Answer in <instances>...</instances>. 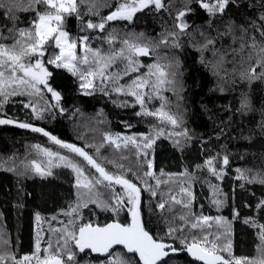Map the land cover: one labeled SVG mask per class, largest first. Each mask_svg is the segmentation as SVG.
I'll return each mask as SVG.
<instances>
[{"label": "trees", "instance_id": "16d2710c", "mask_svg": "<svg viewBox=\"0 0 264 264\" xmlns=\"http://www.w3.org/2000/svg\"><path fill=\"white\" fill-rule=\"evenodd\" d=\"M114 3L115 0H87L86 4L81 5L83 21L91 19L99 22L100 17L107 16L113 10L105 5ZM164 3L165 8L159 11L154 7L144 9L130 22L110 21L104 32L85 29L84 23L76 16L68 17L65 28L70 35L74 38L89 36L88 43L93 48L102 47L105 52L111 49L118 51L123 47V39L141 33L145 40L140 38V42L156 47L150 56L137 58L144 65L139 72L124 75L125 62L117 61L107 72L120 71L122 78L116 84L112 81L101 83L97 79L96 88L88 90L91 94H85L80 87L81 81L66 69L47 65L52 72L49 84L61 94L59 107L48 108L43 118L37 119L31 108L23 107L29 101L26 97L12 96L0 108V118H13L42 127L67 143L85 148L90 155H94L91 147H87L91 144L82 135L83 129L87 127L94 129L95 134L154 135V126L160 125V121L156 117L144 115L140 104L126 94L127 89L124 93H117L114 87L131 84L136 76L148 72L147 65L159 59L170 74H175L169 76L174 83L167 85L162 92L166 101L146 99L145 106L155 111L161 103L167 102L169 110L178 115L180 122L177 127L161 125L165 134L157 138L153 148L148 150L153 171L162 180H167L168 174L187 171L195 196L193 211L196 214L223 217L230 224L227 238L232 242L234 255L259 259L264 242L259 240V229L246 221L254 218L258 223H264V210L257 207L264 200V184L237 179V169L247 175H264V78H259L264 68L257 66L258 57L255 54L249 59L250 48L241 50L242 43H251V36L260 39L255 29L261 24L260 17L264 16V0H230L224 12L215 15L202 8L199 0H164ZM90 5H95L94 11L98 15L85 14ZM43 9L41 5L40 10ZM182 10L186 11L183 20L188 25L184 32L176 27V16ZM4 11L0 9V33L7 37V28L12 27V22L5 19ZM16 15L19 17L18 28L29 27V21L34 17L33 12L17 11ZM172 32L176 33L174 38L169 35ZM108 33L116 36L111 45L107 42ZM162 39H168V44H160ZM209 39L215 43L207 48L202 47ZM4 42L11 43V40ZM174 44L179 46L175 47ZM252 67L256 68L257 78H251L249 69ZM144 91L151 90L146 88ZM43 95L48 100L51 97L46 91ZM48 103L54 105L55 101L50 100ZM82 116H86V120L78 121ZM184 131L187 132L186 136H169V133ZM177 140L179 145L175 143ZM44 143L48 147L67 151L37 133L10 126L0 127V251L14 253L18 258L34 251L37 214L40 220L60 215L75 199L74 178L70 170L53 168L51 176L43 177L24 171V163L37 158L33 146L40 144L44 147ZM224 156L229 159L227 166L222 165ZM134 158L136 164H123L122 170L128 178L143 187V180H137L132 173L142 177L146 166L138 163L136 156ZM210 158H214L217 169L223 167L222 178L217 179L208 171L205 161ZM82 163L95 174L85 162ZM129 168L132 172H127ZM107 170L114 173L110 168ZM161 172L165 175L161 176ZM148 183L155 187L156 181L152 179ZM168 186L177 187L176 184L161 185L156 198L148 191H142V215L149 222L148 227L153 235L180 249V239L187 236L190 241L192 230L186 228L183 233L176 234L177 239L168 237V222L156 213L159 211L166 218L171 215L156 208L163 197L167 199ZM116 189L119 191L117 186ZM148 195L153 198L149 204ZM213 199L223 200V206L217 208L212 203ZM235 212L239 213L238 217ZM81 215L85 220L104 223L111 214L89 205L82 209ZM124 215L122 212L121 218ZM175 223L180 222L177 220ZM220 232H223V228H220ZM78 259L80 264L86 259L93 263L96 261L88 253L80 254ZM168 264L198 263L181 254L170 256Z\"/></svg>", "mask_w": 264, "mask_h": 264}, {"label": "snow or ice", "instance_id": "6c2138e0", "mask_svg": "<svg viewBox=\"0 0 264 264\" xmlns=\"http://www.w3.org/2000/svg\"><path fill=\"white\" fill-rule=\"evenodd\" d=\"M229 2L230 0H214V2L205 3L204 0H199L200 6L211 15L223 13ZM86 3L87 0H27V4L25 0H8L7 3L5 0H0V9L5 10V19L12 22V27L7 28L9 36L5 37L0 33V98H2L0 108L3 107V103L9 101V97L25 95L34 99L24 103L23 107L31 108L37 119H42L43 113L48 108L59 107L61 94L49 84L52 72L47 65L66 69L76 76L81 81L80 87L85 90V94H91L88 90L96 88L97 79L101 83L112 81L116 84L122 78L120 71L111 74L107 72L109 68L117 64V61L125 62L124 75L139 72L140 68L144 67L137 58L150 56L156 46L140 42L142 33L132 34L133 38L123 39L121 41L123 47L118 51L111 49L105 52L90 46L88 43L90 37L87 35L72 37L65 28V21L70 16H76L84 23L85 29H98L104 32L110 21L130 22L138 12L144 9L154 7L159 11L165 8L164 0H115L114 4L105 5L113 10L107 16L100 17L99 22H93L91 19L83 21L81 5ZM41 5L44 6L43 10H40ZM94 8L95 5L88 6L85 14L98 15ZM190 10L187 9V11ZM17 11L34 13V17L29 21V27H16L19 21ZM185 15L186 11L182 10L176 16V27L180 32L188 28L183 20ZM260 20V26L255 29L260 39L257 40L255 35L251 36V43H242L241 50L245 47L250 48L249 59L255 54L258 57L257 66L264 68V16H261ZM169 35L174 38L176 33L172 32ZM9 39L11 43L4 42ZM115 40L116 36L108 33L107 42L111 45ZM214 43V40L209 39L202 47L207 48ZM160 44L167 45L168 39H162ZM147 68L148 72L136 76L131 84L117 85L114 90L117 93H124L127 89L126 94L135 98L144 115L156 117L160 121V125L154 126V135L150 133L137 137L105 133L103 136V142L114 146L118 151L122 148L134 150L138 163L146 166L142 177L132 173L137 180H143V187L128 178L126 172L108 171L85 148L67 143L42 127L13 118H0V125L15 124L19 128L41 133L60 149H65L68 153L82 158V162H86V165L98 174H86L85 167L75 162L70 156L42 147L40 144L34 145L37 158L24 163V171H31L43 177L51 176L54 167L63 166L72 169L76 174V200L62 211V215L67 219L58 221L61 227L51 228L50 225L51 236L45 241L46 247H41L43 237L38 231L33 253L18 258L14 253L0 251V264H80L78 259L80 254L89 252L97 255L94 264H168L171 254L178 251H186L201 264H264V247H261L259 259L235 256L232 251V242L227 238L230 233L229 222L220 216L212 217L202 213L196 214L193 211L195 196L191 191L189 184L191 176L187 171L180 174H168L167 180H162L155 175L153 161L148 159L150 155L148 150L153 148L157 138L165 134L164 127L161 125L170 124L177 127L180 121L178 115L169 110L167 102L161 103L155 111L145 106L146 99L158 98L166 101L162 92L166 90L167 85L174 83L169 76L175 75L170 74L167 66L161 64L159 59L156 63L147 65ZM249 72L252 74L251 78H257L255 67L250 68ZM259 78H264V72L259 74ZM146 88L151 91L145 92ZM101 90L104 89L101 88ZM45 91L51 94V100L55 101V104L45 102L44 105L37 107ZM60 110L64 111L62 108ZM186 135V131L169 133V136L177 137ZM104 143L96 147L97 154H100ZM175 143L179 145V140ZM228 164L229 159L224 156L222 165ZM205 166L217 179L222 178L224 169L223 167L217 169L214 158L206 160ZM116 167L124 169L121 163H117ZM127 172L132 170L129 168ZM237 173V179L244 180L246 183L264 184V175L259 173L247 175L241 169H237ZM163 175L165 174L161 172V176ZM144 177L148 179H143ZM152 179L156 181L155 187L148 183V180ZM173 180L176 182L177 189L170 187L167 199H161L156 204V208L162 213L167 211L171 214L167 218L169 226L166 236L177 239L176 234L183 233L186 228L192 230L190 241L187 236L180 239L182 246L180 249L166 242L165 239L153 235L148 227L149 222L142 215L141 207L142 191H148L152 197H157L161 185L169 184ZM116 186H120L122 191H117ZM212 203L219 208L223 206L224 201L213 199ZM90 204L101 211L110 213L108 220L104 223L85 220L81 210L88 208ZM257 207L264 210V200L260 201ZM122 212L125 214L123 218H121ZM235 216L238 217L239 213L235 212ZM36 219L40 220L39 214ZM51 219L58 220L56 216ZM177 220L179 224L175 223ZM246 222L259 229V240L264 242V223H258L254 218H249ZM214 226H216L215 231ZM220 228H223V232H220ZM89 264L93 262L90 261Z\"/></svg>", "mask_w": 264, "mask_h": 264}, {"label": "rangeland", "instance_id": "374dc122", "mask_svg": "<svg viewBox=\"0 0 264 264\" xmlns=\"http://www.w3.org/2000/svg\"><path fill=\"white\" fill-rule=\"evenodd\" d=\"M142 40H145V38H142L140 37ZM102 49V47H100ZM145 90V89H144ZM85 91V90H84ZM51 96V95H50ZM24 97H26L28 100H32L34 98L32 97H29L27 95H25ZM51 100V97L50 99H46L43 95V99L39 101V104L37 105V107H40L41 105H44L45 102H50ZM135 100V98H134ZM86 120V116H82V117H79V120L78 121H85ZM76 128H77V125H76ZM102 131V129H101ZM82 135L83 137L86 138V140H88L90 142V144L92 145L91 147V151L94 153V157L98 159V161L107 168H110L112 171H114V173H119L121 171H123L122 169H119L116 167V162L118 163H121V164H124L126 166H128L131 162L133 164H136V159L134 158V153H132V151H130L129 149H121V150H116L114 148V146H111L107 143H104L103 142V136L104 134L102 133H99V134H95V131L94 129H91V128H84L83 129V132H82ZM123 136V135H121ZM102 143H104V147H101L100 149V154H97L96 153V147H99ZM44 147H48L45 143L43 144ZM48 148H51L52 150L54 151H59L61 152V154H65V155H68L70 156L75 162L77 163H80L81 166L85 167V172L86 174H93L83 163L82 161L76 157L75 155L73 154H69L67 151L64 152V151H60V150H57L56 148H52V147H48ZM126 157V158H125ZM108 161H113L114 163H109ZM55 169H60V168H65L67 170H70V172H72L73 174V183H74V188H75V199L73 201V203L75 202L76 200V195H77V189L75 187V179H76V174L72 171V169L70 168H66V167H63V166H60V167H54ZM53 169V168H52ZM125 172V171H124ZM169 184H176L175 180L173 181H170ZM163 186H165V184H162ZM169 188L171 186H168ZM119 191H122L119 187H117ZM171 188L173 189H177L176 186H172ZM101 191H103V189H101ZM159 190H158V195H159ZM156 198V197H155ZM164 199V197H163ZM153 202V198L148 195V202L147 204L149 203H152ZM154 204V203H153ZM91 205V204H90ZM82 211V210H81ZM156 213L158 215H161L164 219H165V222H167V218L164 217V215H162L161 213H159V211H156ZM169 215V213H168ZM56 217L58 218V220H52L50 217L49 219H45V220H39L36 224V227H35V243H36V238H37V233L38 231L41 233V236L43 237V239L41 240V247L44 248L46 247V243L45 241L51 236V233H50V225H51V228H59L61 227L60 223L58 221H65L67 218L62 215V213L60 215H56ZM50 236H49V235ZM34 250H35V247H34ZM34 252V251H33ZM89 255V254H88ZM185 255V254H184ZM189 258V257H188ZM190 260V259H189ZM89 260L86 259L84 262H82L81 264H89ZM94 264V263H93Z\"/></svg>", "mask_w": 264, "mask_h": 264}, {"label": "water", "instance_id": "95a60500", "mask_svg": "<svg viewBox=\"0 0 264 264\" xmlns=\"http://www.w3.org/2000/svg\"><path fill=\"white\" fill-rule=\"evenodd\" d=\"M1 126H10V127H14V128H18V129H23V128H19V127H17L15 124H5V125H0V127ZM23 130H27V131H30V132H32L30 129H23ZM33 133H35V132H33ZM37 134H39V135H41L42 137H44L45 139H47L48 141H50L47 137H45V136H43L41 133H37ZM51 142V141H50ZM52 143V142H51ZM53 144V143H52ZM57 146V145H56ZM82 159V158H81ZM86 163V162H85ZM90 167V166H89ZM93 171H94V173H95V170L94 169H92ZM96 174V173H95ZM96 175H98V174H96ZM117 187H119L120 188V186H117ZM141 203H142V195H141ZM91 257H93V258H95V259H97V255L96 254H94V253H88ZM181 254H185V255H187L188 257H189V259L192 261V262H195V263H198V264H201V262H199V261H195L194 260V258L193 257H191V255L190 254H188L186 251H178L177 253H174V254H171V256H173V255H181ZM100 259H102V258H100Z\"/></svg>", "mask_w": 264, "mask_h": 264}]
</instances>
